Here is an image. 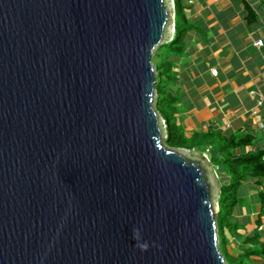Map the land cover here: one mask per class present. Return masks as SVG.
Listing matches in <instances>:
<instances>
[{
    "label": "water",
    "instance_id": "1",
    "mask_svg": "<svg viewBox=\"0 0 264 264\" xmlns=\"http://www.w3.org/2000/svg\"><path fill=\"white\" fill-rule=\"evenodd\" d=\"M171 26L170 0H0V264H226L211 169L162 144Z\"/></svg>",
    "mask_w": 264,
    "mask_h": 264
},
{
    "label": "crops",
    "instance_id": "2",
    "mask_svg": "<svg viewBox=\"0 0 264 264\" xmlns=\"http://www.w3.org/2000/svg\"><path fill=\"white\" fill-rule=\"evenodd\" d=\"M183 1L190 29L182 35V52L172 58L176 78L169 87L178 97L179 124L188 136L208 129L249 135L251 145L238 149L237 155L264 149V106L256 105L257 95L264 97V46L254 45L257 40L264 45V0ZM211 69L217 70L216 76ZM210 166L219 187L227 182L217 166ZM237 195L240 203L233 216L240 227L228 232L229 252L242 254L250 247L244 240L257 235L262 252L249 264H264V177L242 182Z\"/></svg>",
    "mask_w": 264,
    "mask_h": 264
},
{
    "label": "trees",
    "instance_id": "3",
    "mask_svg": "<svg viewBox=\"0 0 264 264\" xmlns=\"http://www.w3.org/2000/svg\"><path fill=\"white\" fill-rule=\"evenodd\" d=\"M173 1V36L169 42L157 46L151 58L157 76V83L154 86V109L165 122L166 138L162 143L164 147L170 150H195L200 153L207 151L210 164L217 166L228 177L227 182L219 187L217 200L218 212L215 224L219 238V234L224 230L232 233L239 229L240 226L233 216L234 208L240 203L237 190L239 185L246 180L259 181L264 177V149L237 155L238 149L251 145L252 139L249 135L241 138L239 135H225L218 130L208 129L204 133H193L188 136L179 124L177 119L178 97L169 90L176 78L172 58L182 52L180 45L182 35L190 28L186 24L184 1ZM249 16L251 17V14ZM257 240V235L246 238L244 243L249 244L250 247L237 257L231 255L237 258L238 263L249 264L250 258L261 255L262 251L258 248ZM228 243L226 240L222 242L227 246ZM222 244L219 238V251ZM221 256L223 257L222 254ZM223 259L228 264L224 257Z\"/></svg>",
    "mask_w": 264,
    "mask_h": 264
},
{
    "label": "built area",
    "instance_id": "4",
    "mask_svg": "<svg viewBox=\"0 0 264 264\" xmlns=\"http://www.w3.org/2000/svg\"><path fill=\"white\" fill-rule=\"evenodd\" d=\"M170 3H171V8H172V33L171 34L173 35V33H174V28H173L174 27V1L170 0ZM263 6H264V4H263ZM260 23L264 27V16H263V18H260ZM254 45L256 47H258V48H261V47L264 46L262 40H257L254 43ZM210 74L212 76H216L217 75V70L216 69H211L210 70ZM256 93H257V91H252L251 92L252 95L253 94L255 95ZM256 105L258 107L264 106V97L263 96L257 95ZM253 114H256V112L254 111ZM159 124H160V128L163 131L162 139L164 140L166 138V126H165L164 120L161 117H159ZM201 155L207 160V162H209V160H208V158H207L205 153H202ZM217 209H218V206H217V203H216V210ZM259 229H261V228H259Z\"/></svg>",
    "mask_w": 264,
    "mask_h": 264
},
{
    "label": "rangeland",
    "instance_id": "5",
    "mask_svg": "<svg viewBox=\"0 0 264 264\" xmlns=\"http://www.w3.org/2000/svg\"><path fill=\"white\" fill-rule=\"evenodd\" d=\"M184 12H185V10H184ZM171 32H172V26H171ZM170 40V39H169ZM168 40V41H169ZM167 43V42H166ZM163 44V43H162ZM156 49V48H155ZM155 49L153 50V53L155 52ZM162 143H163V139H162ZM181 151H183V152H186V153H192V154H194V155H196V156H198L199 158H201V159H203L204 161H205V163H206V165H207V167H209L210 169H211V171H212V174H213V177H214V179L216 180V182L218 183V181H217V179H216V177H215V175H214V173H213V170H212V167L210 166V164L207 162V160L201 155V154H199V152L198 151H185V150H181ZM220 236H219V238H220V244H222V242L223 241H228V242H230V240H229V233L226 231V230H224L221 234H219ZM220 253L223 255V257L226 259V261H227V263L228 264H240V263H238L237 262V256L236 257H233L231 254H232V252H229V248H228V246L227 245H224V244H222V246H221V249H220ZM235 256V255H234ZM243 264H245V263H243Z\"/></svg>",
    "mask_w": 264,
    "mask_h": 264
}]
</instances>
